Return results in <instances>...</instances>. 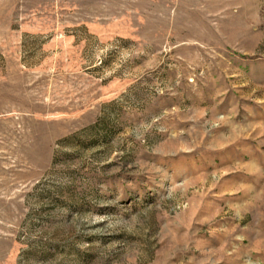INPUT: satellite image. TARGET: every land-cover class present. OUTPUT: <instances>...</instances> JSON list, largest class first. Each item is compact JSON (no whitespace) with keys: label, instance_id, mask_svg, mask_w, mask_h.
Instances as JSON below:
<instances>
[{"label":"rangeland","instance_id":"374dc122","mask_svg":"<svg viewBox=\"0 0 264 264\" xmlns=\"http://www.w3.org/2000/svg\"><path fill=\"white\" fill-rule=\"evenodd\" d=\"M0 264H264V0H0Z\"/></svg>","mask_w":264,"mask_h":264}]
</instances>
